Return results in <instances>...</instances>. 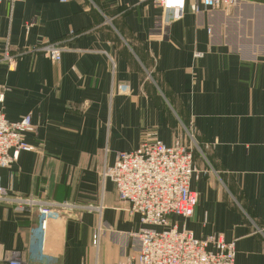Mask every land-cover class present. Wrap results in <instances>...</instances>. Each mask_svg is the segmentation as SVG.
Wrapping results in <instances>:
<instances>
[{
    "label": "crops",
    "instance_id": "0c3cea01",
    "mask_svg": "<svg viewBox=\"0 0 264 264\" xmlns=\"http://www.w3.org/2000/svg\"><path fill=\"white\" fill-rule=\"evenodd\" d=\"M164 14L138 0L0 1V53L42 40L64 48L57 63L34 52L11 70L0 62V110L36 126L25 135L35 149L0 168V186L103 206L49 218L44 229L36 211L0 203V260L16 251L30 264L127 263L130 234L147 226L100 171L146 139L171 146L191 135L197 204L191 218L172 219L196 238L234 241V264H264V0L186 8L154 30Z\"/></svg>",
    "mask_w": 264,
    "mask_h": 264
},
{
    "label": "built area",
    "instance_id": "2783aa9c",
    "mask_svg": "<svg viewBox=\"0 0 264 264\" xmlns=\"http://www.w3.org/2000/svg\"><path fill=\"white\" fill-rule=\"evenodd\" d=\"M13 4L22 0H6ZM244 0H138L151 2L165 13L154 21V30L164 32L173 19L183 16L188 8L194 13L206 10H223L238 6ZM62 43L42 40L12 51L7 46L0 53V62L8 69L15 67L24 52L41 53L57 63L63 52ZM200 57L201 53H196ZM126 89L119 87V92ZM2 95L0 94V101ZM36 131L29 114L16 121H9L0 110V168L9 167L21 151H32L34 146L25 141L26 134ZM194 141H176L166 146L156 138L146 139L133 150L117 151L112 166L100 171L102 182L109 180L114 185L117 198L129 216L137 215L147 226L130 234L134 255L125 264H234L236 249L234 241H225L221 236L196 238L192 232L179 227L173 217L191 218L197 204V194L190 188L197 172L193 163ZM0 203L13 205L18 212L36 211L47 220L70 217L78 211L101 212L103 206L73 202L48 201L32 195L11 194L0 186ZM102 227L92 234V245L97 247ZM0 264H30L16 251L6 254Z\"/></svg>",
    "mask_w": 264,
    "mask_h": 264
},
{
    "label": "rangeland",
    "instance_id": "374dc122",
    "mask_svg": "<svg viewBox=\"0 0 264 264\" xmlns=\"http://www.w3.org/2000/svg\"><path fill=\"white\" fill-rule=\"evenodd\" d=\"M0 1H2V0H0ZM4 1H6V0H4ZM8 2V1H7ZM18 2V1H17ZM11 4V3H10ZM226 9H230V8H226ZM226 9H223V10H226ZM217 10H220V9H217ZM195 145V144H194Z\"/></svg>",
    "mask_w": 264,
    "mask_h": 264
}]
</instances>
